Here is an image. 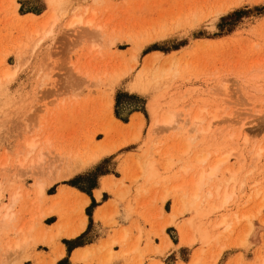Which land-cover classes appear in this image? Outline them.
<instances>
[{
  "label": "rangeland",
  "instance_id": "374dc122",
  "mask_svg": "<svg viewBox=\"0 0 264 264\" xmlns=\"http://www.w3.org/2000/svg\"><path fill=\"white\" fill-rule=\"evenodd\" d=\"M61 3L54 21L49 0H0V264H58L87 213L77 241L97 240L96 201L83 215L77 196L49 192L89 194L101 175L115 206L95 215L107 236L74 262L264 264V0ZM168 112L175 121L155 126Z\"/></svg>",
  "mask_w": 264,
  "mask_h": 264
},
{
  "label": "bare ground",
  "instance_id": "6f19581e",
  "mask_svg": "<svg viewBox=\"0 0 264 264\" xmlns=\"http://www.w3.org/2000/svg\"><path fill=\"white\" fill-rule=\"evenodd\" d=\"M49 2L52 5L51 6L52 8L50 9V12H49V19H52V20L55 21L60 16L61 12L63 11L62 10V6L65 3H61V0L60 1L59 0H49ZM79 22H80V18L73 20L71 22V24L74 25V24H77ZM91 22H92V20H88L87 21L88 24H91ZM51 33H52V31L45 32V36H47V35L48 36H51ZM152 102L153 101L149 102L148 105H149V110L151 111V113L154 116L155 114H154V111H153V103ZM111 103H114V99L111 100ZM175 116L176 115L174 113L168 112V114H166L163 117L162 120H160V118H155V123L154 124H155V126L159 125L160 123H162V125H170V124H172L175 121ZM137 117L141 120V122L144 121L141 114H138ZM214 117H216V115ZM200 120H201L200 117L197 116L195 118L194 124L201 122ZM246 126H247V123L245 121L242 122L241 123L240 130H239V134L242 135V136H244V137H246V135H247V131H246V128H245ZM27 146L30 148V153H31L33 151V149H34L35 143L33 141L27 142ZM228 157H229V154L228 155H225V156H222V158H220L212 167H210L208 170H203L201 172V174L199 176V180H198L197 185H196L195 193H194L195 198H197L199 196L200 188H201L202 184H204V181L205 180L207 181V180H210L212 178H215V176H216V174H217V172L219 170L220 165L223 162H225L228 159ZM200 160H203L204 161V156L202 158H200ZM87 165H88V162H84V161H81L79 163L73 164V166L69 167L70 169L66 172V174L65 175H61V176H68V175H71L72 172H76V171H79V170H83L85 167H87ZM148 167L149 168H153L154 167V163H149L148 164ZM71 168H72V170H71ZM54 180H55V178L54 179H51L50 181H47V180L46 181H39L37 183L38 194L40 196H43L45 194V192H46L47 187ZM102 184H104V181H103ZM98 194H99V192H97V195ZM209 194H212V193L209 192ZM225 196L228 197L226 193H225ZM1 197H2V193H0V199H1ZM225 199L226 200H224V203H227V199L228 198H225ZM16 201H17V194L16 193H13L11 195V197H10V202L12 204V203H15ZM1 216H3L4 218L12 219L13 214L10 213V211L8 210V207H7V210L4 213V215H1ZM224 223L226 225H228L229 224V221L223 219L220 222V224H224ZM82 228H83V225H81L79 228H77L76 230L72 231L71 233L74 235L75 233H77ZM80 254H81V257H79V258L84 259L89 254H91V252L88 249H85L82 252H80ZM61 256H63V253L59 255V257H61ZM110 258H111V254L108 255L105 264H107L109 262ZM74 259H77V257H75ZM56 260H57V258L54 259L51 264H55L56 263Z\"/></svg>",
  "mask_w": 264,
  "mask_h": 264
},
{
  "label": "crops",
  "instance_id": "0c3cea01",
  "mask_svg": "<svg viewBox=\"0 0 264 264\" xmlns=\"http://www.w3.org/2000/svg\"><path fill=\"white\" fill-rule=\"evenodd\" d=\"M102 176L103 175H101L98 178L97 184L94 187L91 188V192L89 194H87L86 192H84L82 190H79V188H77L76 186L69 185V184H65V183L59 184L58 187H57L56 192L54 194H52V195L58 194L60 192V190L63 189L65 192H70V193L74 194L75 197L77 196L81 201H84V205H83V208H82L83 215H85V212H84L85 211V208L90 204V202L92 201V197H93V199L96 201V205L93 207V211H92L93 212V217L92 218L94 220H96V222L101 221V224H102V230L103 231L101 232V229H99V226H98V230L101 233H100V236L98 235L99 238H97V240H94L93 242H88L87 244H84V245H81V246H77L73 250H71V247L72 246H70L69 248H67V246L62 242L65 245V249H66V255H65V257H66V260H67L68 264H80V263H78V262L76 263V262H74L72 260L73 253L76 250H83V249H89V251H90L93 248V246H95V247L98 246V244L94 245L92 243H95L100 238H103V237H106L107 236V234H106L107 232L106 231H107L108 228L105 226V223L101 219H95V215H112L113 214L112 209H115V206L112 204V201L114 200L113 199V196L108 191H106L105 189L101 188L100 179H101ZM97 192H99L98 196H97ZM106 194H108L109 196H106ZM165 204H164L163 207H164L165 213L168 214V213H170V211H167L165 209ZM114 215H116L115 212H114ZM117 215H122V216L119 217V219L121 221H123L124 223H126V224H129L130 223L131 220L125 218V216H124L125 215V212L122 209V204L119 206V214H117ZM133 215L135 216V215H139V214L135 213ZM52 216L54 217V215H47L45 217V219H50V218H52ZM134 216H133V218H134ZM58 218H59L58 216L57 217H54V221L48 223L49 226L56 224L58 222ZM88 223H89V216L87 215V219H85V221H84V226H83L84 228L81 229L80 231H78L77 233H75L74 235L73 234H70L68 237H65V236L61 237V241L64 238H66V239H74L77 236H79L80 234H81L80 235V237H81L87 231ZM76 225H77V223L75 222L73 224V227H75ZM105 239L106 238H104L103 240H105ZM67 242H68V240H67ZM65 257L61 260V262L65 259Z\"/></svg>",
  "mask_w": 264,
  "mask_h": 264
},
{
  "label": "trees",
  "instance_id": "16d2710c",
  "mask_svg": "<svg viewBox=\"0 0 264 264\" xmlns=\"http://www.w3.org/2000/svg\"><path fill=\"white\" fill-rule=\"evenodd\" d=\"M40 12H42V11H40ZM40 12H37V13H40ZM152 51V50H151ZM150 52V51H149ZM118 106V101H116V107ZM134 111V110H133ZM132 111V112H133ZM132 112H130V114L132 113ZM115 115L119 118V112L117 111V109L115 110ZM121 120H123L124 122H128V120H129V118L126 120V118L124 119V118H122ZM74 186V185H73ZM56 191V188H55V190L53 191V192H49V193H54ZM88 193V192H87ZM92 201H95L94 199H93V197H92ZM96 205V204H95ZM94 205V206H95ZM93 206V207H94ZM92 211H93V209H92ZM91 211V214L90 215H92V217H93V212ZM87 213V212H86ZM87 215H88V213H87ZM89 216V215H88ZM53 218V220H54V217H52ZM53 220H51V221H53ZM81 235V234H80ZM80 235L79 236H77L76 238H74V239H64L63 240V242L65 243V244H71L70 246H72L71 247V250H73L75 247H77V246H81V245H84V244H87L88 242H85V243H79V241H77L79 238H80ZM67 240H68V242H67ZM73 243V244H72ZM69 250V249H68ZM70 250V251H71ZM61 262V260L58 262V264Z\"/></svg>",
  "mask_w": 264,
  "mask_h": 264
}]
</instances>
